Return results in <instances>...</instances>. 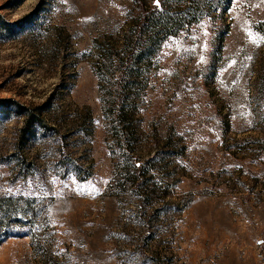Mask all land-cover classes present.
I'll list each match as a JSON object with an SVG mask.
<instances>
[{"label":"rangeland","instance_id":"374dc122","mask_svg":"<svg viewBox=\"0 0 264 264\" xmlns=\"http://www.w3.org/2000/svg\"><path fill=\"white\" fill-rule=\"evenodd\" d=\"M186 1L0 0V264H264V0Z\"/></svg>","mask_w":264,"mask_h":264},{"label":"trees","instance_id":"16d2710c","mask_svg":"<svg viewBox=\"0 0 264 264\" xmlns=\"http://www.w3.org/2000/svg\"><path fill=\"white\" fill-rule=\"evenodd\" d=\"M183 1L186 0H178V4H181ZM202 1L203 0H187L186 3L189 4H186V7H188V9H193L196 5L202 3ZM215 1H217L218 4L221 5V3L225 4L227 0H207V2L209 3ZM166 2L167 0H159V4L157 5L153 4V9L144 16L145 25L143 26L138 38H136L137 45H139V47L142 48L140 52L141 56H143L144 54L143 52L145 50L150 49L149 46L159 45L163 37L167 36L168 34H173L174 33L173 28L176 27L178 21L181 19V18H177L176 14L174 13L171 14V10L173 8L166 11V7L168 5V3L166 5ZM160 6H163L165 10L164 11L157 10V8ZM195 10L196 9H193L191 11L192 15L194 14ZM144 35H146V37H144Z\"/></svg>","mask_w":264,"mask_h":264},{"label":"snow or ice","instance_id":"6c2138e0","mask_svg":"<svg viewBox=\"0 0 264 264\" xmlns=\"http://www.w3.org/2000/svg\"><path fill=\"white\" fill-rule=\"evenodd\" d=\"M157 4H159V0H156Z\"/></svg>","mask_w":264,"mask_h":264}]
</instances>
